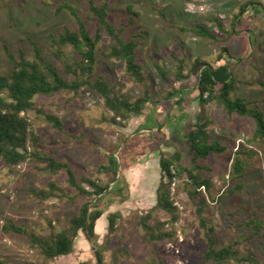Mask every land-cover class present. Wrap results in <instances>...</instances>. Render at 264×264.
Masks as SVG:
<instances>
[{"label": "rangeland", "instance_id": "374dc122", "mask_svg": "<svg viewBox=\"0 0 264 264\" xmlns=\"http://www.w3.org/2000/svg\"><path fill=\"white\" fill-rule=\"evenodd\" d=\"M247 2L253 5L242 14L243 22L238 25L240 35L227 43L230 55L235 57L231 69L238 79L233 97L257 100L264 111V0H111V22L126 25L128 6L132 4L140 13L138 21L150 32L138 52L153 102L141 115L116 124L114 113L104 98L88 86L79 92H62L55 98L39 96L36 98L39 107L59 115L65 131L55 129L32 111V138L29 140L31 150L50 153L69 162L83 186L88 187L86 179L108 185L98 204L105 213L96 226L97 236L90 241L80 231L73 253L48 259L33 242V237L42 240L60 232L69 225L80 205L89 199L72 187L65 175L48 172L38 160L30 159L11 172L0 158L1 258L14 264H98L101 253L105 264H200L209 243L206 229L201 225L198 199L189 194L192 181L185 176L172 184V197L180 217L176 223L172 222V214L157 208L156 204L162 180L161 157L178 150L183 154V163L191 167L193 151L187 135L197 122L208 121L209 135L221 141L228 150L199 159L203 168L196 171L209 179L212 186L211 197L205 187L201 189L207 196L203 216L215 227L214 236L219 247L240 239L237 246L241 251L255 255L264 264V236L245 239L251 230L239 225L249 219L252 211L264 221V151L261 144L252 140L255 124L249 117H230L217 102L202 105L194 76L184 83L175 78V55L185 57L186 72L197 59L214 66L222 63L219 57L223 54V44L201 38L189 28L203 23L226 37L212 18L220 17L226 28H231L235 15ZM65 3L74 7L94 33L97 21L88 0H0V73L7 74L11 68L5 46L17 55L22 49L33 58L31 39L49 54V33L59 34L66 26L78 29V21L70 10L59 11ZM96 3L100 4L101 0ZM255 5L261 7L259 13ZM182 27L187 29L182 30ZM136 30L135 25H130L122 37L126 39ZM249 31L255 36L248 40ZM114 45H118L117 40L104 32L95 74L106 77L115 93L135 101L144 93L145 85L127 75L122 61L108 56ZM67 55L71 60L79 57L73 47L67 49ZM157 61L166 68L172 83L160 78ZM185 83H191L187 85L191 91L179 104L180 97L171 98L170 93ZM240 147H254L258 154L242 156L247 165L239 176L234 165ZM112 153L120 163L116 178L112 171L101 168ZM50 183L56 185L54 190ZM42 191L53 194L42 198ZM111 212L121 213L113 231L108 226ZM148 213L152 215L150 223L154 226L158 221H166L165 231L173 232V236L150 242L141 223V218ZM12 220L24 227L26 233L4 232V225ZM207 264L218 263L210 260ZM228 264L250 263L233 260Z\"/></svg>", "mask_w": 264, "mask_h": 264}, {"label": "trees", "instance_id": "16d2710c", "mask_svg": "<svg viewBox=\"0 0 264 264\" xmlns=\"http://www.w3.org/2000/svg\"><path fill=\"white\" fill-rule=\"evenodd\" d=\"M88 1L97 21L94 33L74 7L65 3L59 8V11L63 9L70 10L78 21V29L66 26L59 34L49 33L48 39L51 43L49 54H45L41 45L32 39L33 58L29 57L22 49L17 55L8 46L4 47L9 57L11 68L7 74L0 73V158H2L11 172H15L19 166L30 159L38 160L43 164L42 168L48 172L54 175H65L67 182L89 199L80 205L78 212L69 220V225L60 232L42 240L36 236L33 237V242L40 246L42 253L48 259L73 253L75 240L80 231L84 232L90 241L96 238V226L105 213V210L100 208L98 204L108 189V185L105 186L93 179H86L85 183L88 187L83 186L78 181L75 171L69 162L60 160L50 153L42 154L37 149H30L32 111L37 112L55 129L65 131V124L62 118L55 113L40 108L36 98L39 96L55 98L62 92H79L83 87L88 86L104 98L106 105L114 113L113 122L116 124L127 122L134 115H141L147 105L153 102L145 67L139 59L138 49L150 35L145 25L137 19L140 13L135 10L134 5L130 4L128 6L129 18L127 24L119 25L109 20L111 0H101L100 4H97L96 0ZM250 5H253L252 2H247L242 6L240 12L235 15L231 28H226L220 17L212 18V21L222 33L226 34V37H221L218 32L210 30L203 23L190 27L189 29L197 36L223 44V54L219 57L222 63L219 66H214L207 61L197 59L191 66L190 71L186 72L185 57L175 55L177 69L175 78L184 83L185 80L189 81L194 76L196 78V89L199 91L198 98L202 105L205 106L212 102H217L224 113L230 117L238 115L251 118L255 124L252 140L261 144V150L264 151V111L259 107L257 100H248L242 96L233 97L238 79L231 69L232 60L235 57L230 55V48L227 45L234 36L240 35L241 29L238 28V25L242 24V14ZM253 7L258 13L261 11L259 5ZM130 25H135L137 30L125 39L122 35ZM181 29L186 30L187 27H182ZM104 32L111 35L118 42V45L112 46L108 56L122 61L127 75L133 81L145 85L144 93L135 101L115 93L106 77L96 76L95 74L98 63V50ZM254 36L255 33L249 31L248 40L249 38H254ZM69 47H73L79 57L71 60L67 55ZM238 58L241 59L242 57ZM156 68L163 81L172 83L168 71L158 61L156 62ZM66 75L71 77H66ZM188 84L191 83L182 84L179 89H175L174 92L170 93L171 98L175 95L179 96L177 103L182 104L186 100L187 94L191 91L187 87ZM247 84L251 83L247 82ZM262 84L264 85V82ZM208 124V121L197 122L187 135L188 144L193 151L191 167L183 163L181 151L177 150L170 156L163 155L161 157L162 180L158 188L156 207L172 214V222L176 223L180 217L177 214L178 207L172 197V184L176 180L187 176L193 184L189 194L193 199H198V213L200 214L201 225L206 229V237L209 243L208 250L200 264H207L210 260L216 261L218 264H228L233 260L250 264H263L255 255L244 254L241 251L237 246L240 244V239H233L230 244L219 247L214 236L215 227L209 225L203 216L207 196L201 189L205 187L211 197L212 186L209 179L204 178L196 171L203 168L199 163V159H207L215 153L223 154L228 150V147L222 144L221 141L215 140L209 135L207 131ZM37 142L38 139L35 140L34 146L37 145ZM256 154H258V151L254 147L250 149L240 147L237 149L234 165L237 175H242L246 169L247 162L242 156L253 157ZM119 164V159L112 153L108 157L107 163L101 165V168L112 171L116 178L119 174ZM50 185L54 190L56 185L54 183H50ZM229 191L233 192L234 189ZM52 194V191H42L40 192V197L49 198ZM257 216L258 214L252 211L248 217L249 219L239 223L241 227L246 226L251 230L250 236L245 239L264 236V221L257 218ZM120 218V212H111L109 214L108 226L110 231L116 228ZM151 218V213L141 218V223L147 230L146 237H148L150 242L173 236V232L165 231L166 221H158L154 226L150 223ZM3 230L6 233H26V229L13 220L4 225ZM0 264L14 263H10L0 257ZM98 264H105L101 253H99Z\"/></svg>", "mask_w": 264, "mask_h": 264}]
</instances>
